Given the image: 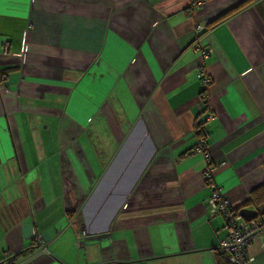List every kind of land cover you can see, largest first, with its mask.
<instances>
[{
    "label": "crops",
    "instance_id": "crops-1",
    "mask_svg": "<svg viewBox=\"0 0 264 264\" xmlns=\"http://www.w3.org/2000/svg\"><path fill=\"white\" fill-rule=\"evenodd\" d=\"M243 1L0 0V264H228L203 174L264 184V0L194 27Z\"/></svg>",
    "mask_w": 264,
    "mask_h": 264
},
{
    "label": "built area",
    "instance_id": "built-area-1",
    "mask_svg": "<svg viewBox=\"0 0 264 264\" xmlns=\"http://www.w3.org/2000/svg\"><path fill=\"white\" fill-rule=\"evenodd\" d=\"M192 6L199 7L201 0H191ZM206 22L196 24L194 27L195 43L198 44L200 37L205 31ZM210 50H201V58L205 59ZM197 79L202 87H207L210 80L202 66L199 67ZM213 120V116L208 114L201 117L195 129L200 136L197 148L203 151L205 148V124ZM205 159L207 156L205 154ZM213 168L207 165L203 174L204 184L209 189V195L205 200L206 211L210 217H221L223 220L224 237L220 241L217 250L223 254L228 264H251L253 257L247 255V248L254 242L259 243L260 248L264 249V213L257 215L256 218L242 217L221 193L216 186L212 176Z\"/></svg>",
    "mask_w": 264,
    "mask_h": 264
},
{
    "label": "trees",
    "instance_id": "trees-1",
    "mask_svg": "<svg viewBox=\"0 0 264 264\" xmlns=\"http://www.w3.org/2000/svg\"><path fill=\"white\" fill-rule=\"evenodd\" d=\"M256 0H245L238 4L237 6L227 10L225 13L221 14L219 17L214 19L213 21L209 22L206 24L205 29L210 28L212 26H215L216 24L224 21L231 15L237 13L239 10L245 8L246 6H249ZM193 2L191 1V7H192ZM197 128V125L195 126V129ZM249 204L252 207V210H254L257 215L259 216L260 214L264 213V184L258 186L255 188L252 192L249 194ZM239 211L238 209H236Z\"/></svg>",
    "mask_w": 264,
    "mask_h": 264
},
{
    "label": "water",
    "instance_id": "water-1",
    "mask_svg": "<svg viewBox=\"0 0 264 264\" xmlns=\"http://www.w3.org/2000/svg\"><path fill=\"white\" fill-rule=\"evenodd\" d=\"M239 214L240 216L247 218H256L257 216V213L252 209H241L239 210Z\"/></svg>",
    "mask_w": 264,
    "mask_h": 264
}]
</instances>
